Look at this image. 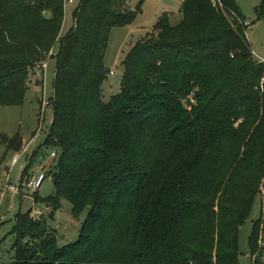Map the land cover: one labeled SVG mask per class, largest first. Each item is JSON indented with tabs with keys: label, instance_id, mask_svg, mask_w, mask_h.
<instances>
[{
	"label": "trees",
	"instance_id": "16d2710c",
	"mask_svg": "<svg viewBox=\"0 0 264 264\" xmlns=\"http://www.w3.org/2000/svg\"><path fill=\"white\" fill-rule=\"evenodd\" d=\"M128 2L80 0L56 56L43 146L59 156L42 203L51 219L63 201L75 218L87 211L78 239L59 246L46 220L18 213L10 264H239V232L264 188V63L247 19L237 0H182L181 23L158 19L105 102L110 33L141 12ZM65 4L0 0V107L23 105ZM256 13L264 18V0ZM0 139L8 153L23 148L19 135ZM248 244L252 264H264V205Z\"/></svg>",
	"mask_w": 264,
	"mask_h": 264
},
{
	"label": "rangeland",
	"instance_id": "374dc122",
	"mask_svg": "<svg viewBox=\"0 0 264 264\" xmlns=\"http://www.w3.org/2000/svg\"><path fill=\"white\" fill-rule=\"evenodd\" d=\"M262 1L237 0V3L242 15L247 20L252 21V26L247 30L252 50L258 58L264 59V18L258 20L256 13V8ZM79 2L80 0H75L74 4H65L62 29L46 56L42 69L37 65L32 69L23 105L11 108L0 107V134L4 133L10 137L19 135L24 141L23 148L31 143L42 121L44 124V130L38 135L36 143L31 147V149L33 148L32 151L34 150L33 155L29 158L23 157L16 166L11 164L16 153H8L6 149L9 147H5L0 139V264H10L14 261V239L10 232L18 213L30 211L33 220H46L50 229L55 231L59 246L73 243L78 239L82 223L88 213L84 211L78 218H75L71 212L72 206L67 201H63L62 208L55 213L54 218H50V209L42 203V200L54 194V185L52 178L49 177V172H46L47 178L38 191L31 192L21 187L18 195L6 193L3 196L4 184L8 178L11 184L22 186L21 175L26 167L29 166V176H36L42 168H49L52 172L57 164L58 157L52 161L50 155L55 151L59 156L58 151L45 148L43 144L53 118L51 100L54 96L56 56L59 52L60 39L73 28V13ZM138 9L141 12L136 16L133 23L115 28L110 33L104 65L110 73L113 71L114 74L108 75V80L103 88V100L105 102L120 93L123 75L120 62L129 49L140 41L146 33L152 31L161 16L166 15L171 26H177L182 21L178 0H159L156 2L152 0H129L128 10L135 12ZM38 81L42 85L38 86ZM35 193H38L39 198L37 200L39 202L34 201L33 195ZM263 205L264 188L256 197L249 219L239 232V264H252L248 241L253 223L261 216Z\"/></svg>",
	"mask_w": 264,
	"mask_h": 264
},
{
	"label": "built area",
	"instance_id": "2783aa9c",
	"mask_svg": "<svg viewBox=\"0 0 264 264\" xmlns=\"http://www.w3.org/2000/svg\"><path fill=\"white\" fill-rule=\"evenodd\" d=\"M153 2H156V1H159V0H152ZM75 0H65V3L66 4H74ZM240 23L243 25V27L249 29L251 26H252V21L251 20H246L244 22L240 21ZM258 60L261 62V63H264V60L263 59H260L258 58ZM42 66H39L38 67H41L42 69ZM110 74H114L113 71H111ZM44 119V117H43ZM44 130V124H43V121L41 122V125L38 129V132L37 134L34 136V138L32 139L31 143H29V145H27V147H24L22 148V150L20 152H18L12 159V166H16L21 158L23 157H31L33 155V151L31 149V147L36 143V140H37V137L39 134H41V132ZM31 149V150H30ZM58 155L57 153L54 151L51 153L50 155V159L53 161L55 159H57ZM49 168L48 169H45V168H42L40 170V172L36 175V176H29L25 179V181L21 184L22 186H19V185H13L10 183V179L8 178L7 179V182L4 184V189H3V196L6 194V193H11L12 195L16 196L19 194V192L21 191L20 188L23 187L24 189L26 190H29L31 192H36L38 191L42 184L44 183V181L46 180L47 178V175H46V172H48ZM40 215V214H39Z\"/></svg>",
	"mask_w": 264,
	"mask_h": 264
},
{
	"label": "crops",
	"instance_id": "0c3cea01",
	"mask_svg": "<svg viewBox=\"0 0 264 264\" xmlns=\"http://www.w3.org/2000/svg\"><path fill=\"white\" fill-rule=\"evenodd\" d=\"M178 1H179V3H180V7H181V6H182V0H178ZM146 34H147V33H146ZM146 34H145V35H146ZM131 48H132V47H131ZM131 48H130V49H131ZM130 49H129V50H130ZM127 53H128V52H127ZM253 53H254V51H253ZM126 55H127V54H126ZM254 55H255V57L258 59V56H257L255 53H254ZM125 57H126V56H125ZM125 57L121 60V62H120V66H121V63L123 62V60L125 59ZM260 59H262V58H260ZM263 60H264V59H263ZM23 144H24V141H23ZM15 155H16V154H15ZM15 155H14V156H15ZM14 156H13V157H14ZM21 159H22V158H21ZM20 161H21V160H20ZM48 172H49V170H48Z\"/></svg>",
	"mask_w": 264,
	"mask_h": 264
},
{
	"label": "water",
	"instance_id": "95a60500",
	"mask_svg": "<svg viewBox=\"0 0 264 264\" xmlns=\"http://www.w3.org/2000/svg\"><path fill=\"white\" fill-rule=\"evenodd\" d=\"M50 17V13H46L45 18L48 19Z\"/></svg>",
	"mask_w": 264,
	"mask_h": 264
}]
</instances>
